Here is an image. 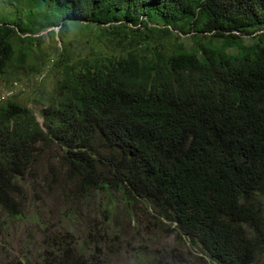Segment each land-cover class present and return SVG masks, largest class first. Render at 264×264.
Segmentation results:
<instances>
[{
	"label": "trees",
	"instance_id": "16d2710c",
	"mask_svg": "<svg viewBox=\"0 0 264 264\" xmlns=\"http://www.w3.org/2000/svg\"><path fill=\"white\" fill-rule=\"evenodd\" d=\"M27 1L28 22L0 23V76L40 51L38 34L50 29L62 43L61 78L43 124L27 104L0 103V212L22 214L19 178L56 147L77 192H106V210L150 203L203 264H256L264 0ZM89 31L113 52L66 58L73 37ZM2 230L0 215V245Z\"/></svg>",
	"mask_w": 264,
	"mask_h": 264
},
{
	"label": "rangeland",
	"instance_id": "374dc122",
	"mask_svg": "<svg viewBox=\"0 0 264 264\" xmlns=\"http://www.w3.org/2000/svg\"><path fill=\"white\" fill-rule=\"evenodd\" d=\"M28 7L27 0H18L17 5L0 0V23L28 22ZM49 30L38 34L40 51L0 76V103L14 99L27 104L41 124V110L61 78L55 64L62 58V43ZM79 33L64 50L66 58L113 52L109 40L99 39L96 31ZM19 184L22 214L0 212V264H63L66 258L76 264H203L204 253L172 231L175 225L170 227L152 204L128 207L119 201L108 211L106 192L78 193L66 178L56 147H44ZM256 264H264V254Z\"/></svg>",
	"mask_w": 264,
	"mask_h": 264
}]
</instances>
